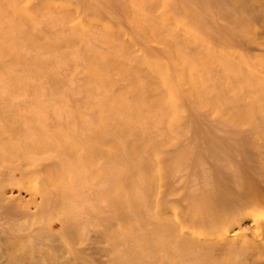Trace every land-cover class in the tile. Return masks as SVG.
Returning a JSON list of instances; mask_svg holds the SVG:
<instances>
[{"label": "bare ground", "instance_id": "obj_1", "mask_svg": "<svg viewBox=\"0 0 264 264\" xmlns=\"http://www.w3.org/2000/svg\"><path fill=\"white\" fill-rule=\"evenodd\" d=\"M0 264H264V0H0Z\"/></svg>", "mask_w": 264, "mask_h": 264}]
</instances>
